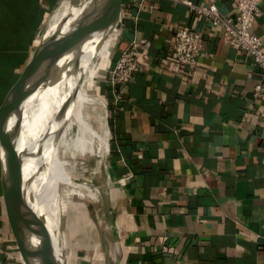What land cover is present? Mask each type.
<instances>
[{
    "label": "crops",
    "instance_id": "0c3cea01",
    "mask_svg": "<svg viewBox=\"0 0 264 264\" xmlns=\"http://www.w3.org/2000/svg\"><path fill=\"white\" fill-rule=\"evenodd\" d=\"M189 1L212 2L221 14L236 16L232 0ZM62 2L0 0V264L26 260L14 214L7 121L1 119L11 87ZM124 5L80 68L86 87L104 105L107 146L87 138V145L74 144L71 133L60 149L63 159L93 169L88 171L108 226L102 232L97 225L102 261L264 264V100H253L260 72L248 54L224 44L221 30L207 24L192 74L169 71L172 30L181 24L199 31L201 19L172 0H153L134 22ZM260 10L252 31L264 46V0ZM134 38H146L152 47L132 80L117 88L115 105L106 71ZM90 112L97 118V110ZM27 123L31 137L34 107L27 110ZM54 244L66 257L60 238Z\"/></svg>",
    "mask_w": 264,
    "mask_h": 264
},
{
    "label": "water",
    "instance_id": "95a60500",
    "mask_svg": "<svg viewBox=\"0 0 264 264\" xmlns=\"http://www.w3.org/2000/svg\"><path fill=\"white\" fill-rule=\"evenodd\" d=\"M122 0H79L63 18L46 29L30 61L26 64L9 92L5 117L6 144L12 186V199L17 232L26 256L25 264H66L61 245L54 244L46 222L39 211L36 186L38 158L44 130L63 116L64 110L75 97L82 64L91 57L100 39L110 30L120 12ZM98 37L88 45L90 37ZM83 56V59L81 58ZM61 68L63 74L58 76ZM68 69V71H66ZM68 77L70 91L63 102H57L53 112L46 116L30 137L27 110L32 94L42 85L49 87ZM106 264H118L107 261Z\"/></svg>",
    "mask_w": 264,
    "mask_h": 264
},
{
    "label": "bare ground",
    "instance_id": "6f19581e",
    "mask_svg": "<svg viewBox=\"0 0 264 264\" xmlns=\"http://www.w3.org/2000/svg\"><path fill=\"white\" fill-rule=\"evenodd\" d=\"M76 1L77 0H73L70 2L69 0H63V2L57 6L47 26L48 30L53 29V26L57 25L61 18L72 9ZM66 71H68V69H66ZM62 72L63 70L59 68L56 74L61 76L63 74ZM79 74L75 97L64 110L61 119L44 130V137L37 163L38 172L36 186L39 195L38 213H40L41 217L45 220L53 242L55 240L53 237L54 226L58 227L60 223L58 209L60 187L64 185L71 187V189L75 188L81 190L85 196L84 198L94 201L96 204V221L100 230L105 232L108 227L105 218L102 219L103 201L91 179V173L86 170L84 163L81 161L62 162L58 157V151L63 147L66 148L69 142L68 133L71 126L77 128L73 141L74 144L83 143V140L87 138L88 141L85 140L86 143L90 142L99 146H107L108 132L100 119V110L104 105L96 95L88 90L89 87H86L88 78L84 70H80ZM70 87V80L66 77L58 83L57 81L54 82V84L49 87L42 85L36 90V99H31L30 97L28 109L34 107L33 132H35L37 125L46 118L47 115L53 112L57 102H63L61 98H65L70 91ZM90 110H97V118L91 114ZM28 131L30 132L29 125ZM33 132L31 134H33ZM85 142L84 144L87 145ZM88 150L91 151L92 148L90 147Z\"/></svg>",
    "mask_w": 264,
    "mask_h": 264
},
{
    "label": "built area",
    "instance_id": "2783aa9c",
    "mask_svg": "<svg viewBox=\"0 0 264 264\" xmlns=\"http://www.w3.org/2000/svg\"><path fill=\"white\" fill-rule=\"evenodd\" d=\"M124 9L134 22L145 4L151 8L153 0H122ZM187 7L190 13L198 16L203 22L199 31L186 25L174 27L169 54L165 60L167 70L180 72L187 69L191 75L197 59L202 51V34L204 26L210 25L213 29L221 30V41L230 48L245 52L253 61L254 67L261 74V81L253 87V100H264V46L260 37L252 31V26L261 16L260 0H232L235 18L223 15L217 6L210 2L202 5L194 4L189 0H172ZM152 47L146 38H134L119 50L114 65L106 71L105 82L109 88L115 105L119 104L117 88L127 85L142 67V58Z\"/></svg>",
    "mask_w": 264,
    "mask_h": 264
},
{
    "label": "rangeland",
    "instance_id": "374dc122",
    "mask_svg": "<svg viewBox=\"0 0 264 264\" xmlns=\"http://www.w3.org/2000/svg\"><path fill=\"white\" fill-rule=\"evenodd\" d=\"M76 132L77 128L71 126L68 137L69 134H76ZM62 156L61 151H58L59 160L73 162L63 159ZM88 170L92 171L93 169L88 167ZM84 197L83 192L79 189H71L65 185L60 187L58 206L60 225L54 226L53 237L60 238L62 241L68 264H106L101 258L97 215L95 214L96 204L90 199H84ZM89 205L90 209H87ZM106 234H108V230Z\"/></svg>",
    "mask_w": 264,
    "mask_h": 264
}]
</instances>
